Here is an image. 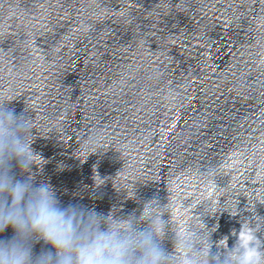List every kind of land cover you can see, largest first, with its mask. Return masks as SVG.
<instances>
[{
	"label": "water",
	"instance_id": "water-1",
	"mask_svg": "<svg viewBox=\"0 0 264 264\" xmlns=\"http://www.w3.org/2000/svg\"><path fill=\"white\" fill-rule=\"evenodd\" d=\"M0 100L64 204L154 198L170 264L264 245V0H0Z\"/></svg>",
	"mask_w": 264,
	"mask_h": 264
},
{
	"label": "clouds",
	"instance_id": "clouds-1",
	"mask_svg": "<svg viewBox=\"0 0 264 264\" xmlns=\"http://www.w3.org/2000/svg\"><path fill=\"white\" fill-rule=\"evenodd\" d=\"M30 129L25 111L0 100V234L13 230L0 236V264H170L163 245L166 221L152 213L154 198L142 214L126 218L79 201L64 204L49 182L37 181L33 166L43 161L31 146ZM40 242L51 247L37 253ZM212 248L209 242L204 264H233ZM229 251L236 253L234 264H264V245L250 228ZM184 264L200 262L188 258Z\"/></svg>",
	"mask_w": 264,
	"mask_h": 264
}]
</instances>
